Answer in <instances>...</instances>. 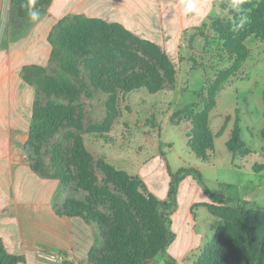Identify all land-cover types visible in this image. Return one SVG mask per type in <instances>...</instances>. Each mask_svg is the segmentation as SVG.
<instances>
[{"label":"rangeland","instance_id":"rangeland-1","mask_svg":"<svg viewBox=\"0 0 264 264\" xmlns=\"http://www.w3.org/2000/svg\"><path fill=\"white\" fill-rule=\"evenodd\" d=\"M259 2L243 0L236 8L234 0H214L206 20L184 29L174 59L159 43L121 27L105 28L84 15L64 22L63 30L52 28L43 62L39 45L22 38L33 22L14 26L6 0L0 48L32 51L26 75L41 69L39 79L29 75L34 80L27 81L32 107L35 102L40 110L64 111L42 129L28 160L60 181L58 203H76L94 231V246L84 260L59 264L120 263L131 244H144L149 233L158 249L141 264H166L169 258L171 264H264V209L259 208L264 206V34L259 23L243 36L233 31L237 14L244 12L242 21L249 24L248 10ZM74 14L83 15H68ZM56 32L83 37L69 45L70 37L60 35L65 49L56 51L49 41ZM237 50H243L239 57ZM58 72L68 78L65 90L48 84L47 77ZM94 74L137 75L139 83L149 80L159 89L117 87L110 94L95 86ZM189 166L200 170L214 196L233 200L242 210L233 202L211 201L187 176L169 213L175 233L169 250L180 253L163 254L151 201L166 198L147 183L163 185L167 179L168 191V169Z\"/></svg>","mask_w":264,"mask_h":264},{"label":"crops","instance_id":"crops-1","mask_svg":"<svg viewBox=\"0 0 264 264\" xmlns=\"http://www.w3.org/2000/svg\"><path fill=\"white\" fill-rule=\"evenodd\" d=\"M214 0H52L46 12L26 29L24 36L47 58L49 32L72 13L122 24L139 36L163 45L172 59L177 56L184 29L206 20ZM192 4L189 11L186 5ZM6 0H0V13ZM33 52L0 48V240L4 249L22 255L17 264H59L40 252L61 255L63 260H84L95 243L92 226L80 216L59 210L60 181L35 172L28 160L26 142L34 92L22 70ZM38 60L40 53L35 52ZM146 181V180H145ZM147 186L165 199L167 179ZM61 209V208H60ZM173 243V242H172ZM167 247L166 252L178 256Z\"/></svg>","mask_w":264,"mask_h":264},{"label":"trees","instance_id":"trees-1","mask_svg":"<svg viewBox=\"0 0 264 264\" xmlns=\"http://www.w3.org/2000/svg\"><path fill=\"white\" fill-rule=\"evenodd\" d=\"M52 0H37L36 2V7H38L41 11L40 17L46 12L48 6L50 5ZM28 0H10V7H9V15H10V22L14 23V26H24L28 23H31L33 21H30L27 17V8L24 6ZM249 24H245L242 21L243 14L239 13L237 14V19L234 23L233 26V31L237 32L236 36H243L245 34V31L247 28L254 29L255 25L259 23L260 26V31L264 34V0H260L257 9H249ZM84 15H66L63 18H61L55 25L54 28L55 30H63L61 25L68 21L71 20L72 22L82 20ZM101 18H92L90 21L92 22H97L98 24H101L105 28H114V27H121L128 35H130L129 31L127 29H124L123 25L117 22H112V23H106L102 20ZM123 27V28H122ZM86 29V28H85ZM57 31V30H56ZM60 32V31H59ZM78 32V31H77ZM85 32V31H84ZM60 35L62 37H70L68 42L69 45H74L77 40H80L83 35L80 33L75 34L76 36H69L68 34H59L56 32V34H51L50 35V43L53 46L54 49H65V44L66 42L59 43L61 39ZM73 37V38H71ZM63 41V40H62ZM61 41V42H62ZM54 51V55L56 53ZM243 52V50H237L235 52L236 56L239 57L240 53ZM67 64V61L65 62ZM169 67L172 68V65L169 64ZM26 69H28V66L24 67L22 72H23V78L27 82L30 80V76H36L37 79L40 78V75L37 73L39 71H34L29 73V75H26ZM35 77V78H36ZM48 84L50 86L55 87L56 89L59 90H65L66 87L68 86V78L67 76L64 75L63 72L57 74V76H49L47 77ZM94 79V84L96 87H99L103 91L114 94L116 93L117 87H120L124 89V91H130L131 89L139 88V87H146L149 91H156L159 89L158 86H155L154 84H151L149 80H144L141 83L138 82V76L137 75H131L128 76L127 78H124L122 76H113L109 75V77H103L101 74H94L93 76ZM34 79L30 80L33 81ZM211 91V89H210ZM64 114V111L58 110V109H53V110H40V108L37 106V104L34 102V105L32 107V116H31V122H30V127H29V138L26 142V149L27 152L29 151V147L36 148L38 142L40 141L42 134L41 131L44 127L48 125H52L55 123L61 116ZM111 121V116H108L107 118L104 119V124L105 126L109 125V122ZM32 169L40 174L41 176L44 177H51L48 174L42 173L36 166L31 164ZM168 174L170 177L169 181V188L167 191V197L166 200H158L154 197H152L151 201V206L153 210L157 214V223L159 226V231H158V244H159V250L165 254L167 247L174 241L175 239V233L171 230V220L169 218V213H171L175 208H176V196H177V190H178V184L180 181L185 179L187 176H191L193 179H195L202 187L204 190V193L207 195V197L218 204H228L229 202L234 203V208L237 211L242 210V206L239 205L238 203H235V201H230L227 199H223L220 197L214 196L210 190L207 188L205 185L202 174L199 169L194 168V167H180L175 171H171L168 169ZM76 203L73 202H64L61 205V212L65 215H73V216H80L82 217L85 221L88 222L87 218L79 211L76 210ZM259 208L264 209V206H259ZM143 237L146 238V242L142 244L141 241L137 243L131 244L129 247V252L126 253L122 259L121 262L119 263L117 260H115L114 263H108V262H101L103 264H141V261L145 258L148 257L149 255H153L156 253V245H154V240L152 235L149 234H144ZM125 245V243H123ZM117 258V254L114 256ZM173 259L169 258L166 264H171ZM20 262H24V257L22 255H13L8 253L5 249L4 246L0 240V264H17Z\"/></svg>","mask_w":264,"mask_h":264},{"label":"clouds","instance_id":"clouds-1","mask_svg":"<svg viewBox=\"0 0 264 264\" xmlns=\"http://www.w3.org/2000/svg\"><path fill=\"white\" fill-rule=\"evenodd\" d=\"M37 0H28V2L24 5L27 8V17L30 21H37L40 18L41 11L38 7H36ZM243 0H234V7L240 8ZM193 5H186L185 11H189L192 9Z\"/></svg>","mask_w":264,"mask_h":264},{"label":"built area","instance_id":"built-area-1","mask_svg":"<svg viewBox=\"0 0 264 264\" xmlns=\"http://www.w3.org/2000/svg\"><path fill=\"white\" fill-rule=\"evenodd\" d=\"M40 256L44 257V258H47V259H50V260L55 261V262L63 261V257L61 255H56V254H53V253L40 252Z\"/></svg>","mask_w":264,"mask_h":264}]
</instances>
